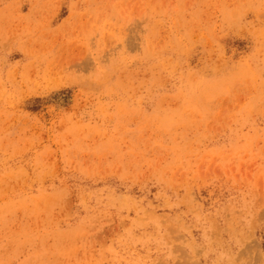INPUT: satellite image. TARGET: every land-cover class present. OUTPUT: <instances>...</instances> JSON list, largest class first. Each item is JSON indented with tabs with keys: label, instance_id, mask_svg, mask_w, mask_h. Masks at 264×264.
Here are the masks:
<instances>
[{
	"label": "rangeland",
	"instance_id": "obj_1",
	"mask_svg": "<svg viewBox=\"0 0 264 264\" xmlns=\"http://www.w3.org/2000/svg\"><path fill=\"white\" fill-rule=\"evenodd\" d=\"M0 264H264V0H0Z\"/></svg>",
	"mask_w": 264,
	"mask_h": 264
}]
</instances>
